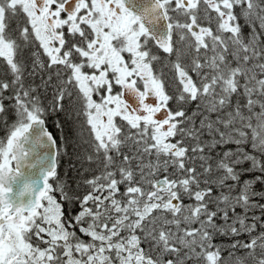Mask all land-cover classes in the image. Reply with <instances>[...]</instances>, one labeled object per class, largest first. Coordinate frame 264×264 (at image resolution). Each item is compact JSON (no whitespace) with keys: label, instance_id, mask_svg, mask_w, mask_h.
Instances as JSON below:
<instances>
[{"label":"snow or ice","instance_id":"6c2138e0","mask_svg":"<svg viewBox=\"0 0 264 264\" xmlns=\"http://www.w3.org/2000/svg\"><path fill=\"white\" fill-rule=\"evenodd\" d=\"M0 60V264H264V0H0Z\"/></svg>","mask_w":264,"mask_h":264},{"label":"flooded vegetation","instance_id":"af4514ba","mask_svg":"<svg viewBox=\"0 0 264 264\" xmlns=\"http://www.w3.org/2000/svg\"><path fill=\"white\" fill-rule=\"evenodd\" d=\"M4 62L2 61V60H0V64H3ZM53 116V129H54V134H55V137H54V139H56V141H57V146H61L62 145V143H63V141H62V138H61V134L63 133V135L65 136V137H67L68 135H69V137H71L72 136V132H71V122L70 121H68V120H66L64 117V114L63 113H61V114H59V115H56V114H53L52 115ZM56 120H59V121H61V123L62 124H64V122H67L65 125H64V127L62 128V129H58L56 126H55V121ZM85 137H87V131H85ZM72 143L73 144H75L76 143V141L75 140H73L72 141ZM68 152L69 153H71V155H70V157L66 160V162H67V167H68V171H69V175L71 176V175H74L75 173H74V171L72 170V169H70L69 168V165H71V164H76L77 163V161H76V159H75V156L72 154L73 153V148L71 147V146H69V148H68ZM58 171H59V173H60V175H61V171H62V166H59L58 167ZM79 209H77V211H78Z\"/></svg>","mask_w":264,"mask_h":264},{"label":"trees","instance_id":"16d2710c","mask_svg":"<svg viewBox=\"0 0 264 264\" xmlns=\"http://www.w3.org/2000/svg\"><path fill=\"white\" fill-rule=\"evenodd\" d=\"M5 95H7V93H5ZM10 101H5V107H9L10 105ZM7 115V118H8V126L6 128V126L3 124V119L0 118V139H2L4 142L6 141V137H7V134H8V128H10V125L12 122H14V115L11 111H9L8 113H6ZM65 118V117H64ZM53 116L50 115L47 117V120H46V127L48 128V130L53 134V136L55 137V134H54V129H53ZM67 122H64V125L66 124ZM69 137V135L67 136ZM68 151V149H67ZM71 153L68 152V155H61V157H59V166H62V171H61V176L64 175V173L67 171L68 174H69V171L67 170L68 167H67V162L66 160L70 157ZM70 176V175H69ZM52 182V181H50ZM259 187V186H257ZM57 199H59V197L57 196Z\"/></svg>","mask_w":264,"mask_h":264},{"label":"water","instance_id":"95a60500","mask_svg":"<svg viewBox=\"0 0 264 264\" xmlns=\"http://www.w3.org/2000/svg\"><path fill=\"white\" fill-rule=\"evenodd\" d=\"M158 27H159V26H158ZM45 151L51 152L52 149H51V148H49V149L37 148V152H39V153H43V152H45ZM35 179H36V181H37V187H36L35 190L38 191L39 186H41V185H42V182H43L42 179H41V173H40V169H39V168L36 169V172H35Z\"/></svg>","mask_w":264,"mask_h":264},{"label":"rangeland","instance_id":"374dc122","mask_svg":"<svg viewBox=\"0 0 264 264\" xmlns=\"http://www.w3.org/2000/svg\"><path fill=\"white\" fill-rule=\"evenodd\" d=\"M6 144V141L4 142ZM243 239V238H242Z\"/></svg>","mask_w":264,"mask_h":264}]
</instances>
